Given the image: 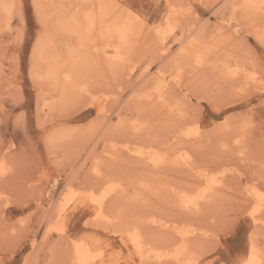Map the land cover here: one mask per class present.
<instances>
[{
	"label": "rangeland",
	"instance_id": "rangeland-1",
	"mask_svg": "<svg viewBox=\"0 0 264 264\" xmlns=\"http://www.w3.org/2000/svg\"><path fill=\"white\" fill-rule=\"evenodd\" d=\"M0 1L11 9H0V169L7 171L0 175V264H73V243L83 240L105 264H139L134 246L119 232L138 224L143 240L159 252L182 244L172 227L197 230L186 241V258L195 257L197 264H241L252 239L264 258V214L256 222L249 213L257 204L252 191L264 195L263 15L243 11L241 0H171L183 14L191 11L177 22L163 51L151 28H165L167 0H107L112 16L137 17L134 40L120 63L110 67L98 56L100 68L90 78L81 80L76 72L78 85L89 84L101 106L92 95L79 98L76 92L63 105L60 89L37 78L46 64L34 50L40 39L52 42L65 62L75 41L55 23L89 12L86 4L85 11L76 0ZM195 37L210 55L205 67L193 54L177 56L180 43ZM236 60L253 79L230 82L223 76L221 66ZM163 82L168 90L162 105L148 95ZM196 127L201 135L189 141ZM65 133L71 136L61 141ZM138 146L156 148L171 160L186 146L192 167H147L127 150ZM116 184L122 187L106 209L119 225L93 221L88 204L72 208L89 192L101 196ZM210 186L215 189L198 209L181 207L182 196ZM69 188L78 195L59 217ZM50 223L64 233L47 234Z\"/></svg>",
	"mask_w": 264,
	"mask_h": 264
},
{
	"label": "bare ground",
	"instance_id": "bare-ground-1",
	"mask_svg": "<svg viewBox=\"0 0 264 264\" xmlns=\"http://www.w3.org/2000/svg\"><path fill=\"white\" fill-rule=\"evenodd\" d=\"M77 1H78V4L76 3V5L80 6L82 3V5L84 4V7H85V4H86V7L89 10L86 7L84 8L82 5H81L82 6L81 8H83V10L85 11L87 9V11L89 12H84V14H79L78 15L79 18L77 17H71L68 19H65V18L58 19L57 18V23H55L57 25V29H56L57 31L68 33L67 35L72 37L73 40L75 41V44H69L68 48L66 47L67 48V54H66L67 60L65 62L64 60L63 61L60 60L61 54L59 55V52L52 48L54 45L52 46L53 43L51 42L52 43L51 44L49 41H44L40 39L34 50L36 57L46 64L45 66L46 69L45 70L43 69L44 72H42V74H40V77H37V78H41V79L44 78V80L50 82L51 85L56 87L55 89H60L61 91L60 93L62 95V99L60 102H63L62 103L63 105L69 102L70 94L72 95V97H74L72 93H75V92L79 94V98L80 96L82 97L83 95L90 97L93 93L91 92V90H88L89 84H87V88L83 87L84 86L83 84H82L83 86L78 85V82H77L78 77H81V80H82V77L84 76H87L90 78L89 75L92 73V71L97 70L98 69L97 67L100 68V66H98V60H97L98 56L100 57V59L102 58V63L104 62L106 65L110 67L113 66L114 63H120L121 61H123V58H124L123 54L125 53V51H127V48L130 46V44L134 40V36L136 35L134 31V22L136 21L137 17L130 15L129 14L130 12L125 15L119 16L116 14L117 16H112V9L109 7V4H108L111 1L76 0V2ZM167 1L170 4H168L166 13L161 18L164 20L165 28L162 25H158V26L151 28V31H154V37L157 39L158 43H160V45L162 46L163 51L168 50L167 49L168 43H169L168 41H169V38L174 34L175 28H177V22L178 21L181 22L182 20L184 21L187 15H190V11H191L190 10L188 14L185 15L183 14L184 11L180 12L181 8L178 7V5L177 6L174 5L171 2V0H167ZM233 1L237 2L238 0H233ZM241 1L243 2L241 3ZM241 1H240L241 3L240 5L242 6V8H244L243 11L248 10V11H251L252 13L254 12L255 14L264 16V0H241ZM51 2H53V0ZM235 2L231 4L232 9L236 8ZM90 3L94 4V6L97 5V9L94 10L93 12L91 10L92 8L90 6L89 7L91 9L88 7ZM7 6L8 4L5 5L3 1H0V9L2 10V12L3 11L11 12V9ZM121 11H119V13H121ZM56 25L54 27H56ZM259 36H261L260 37L261 39H264V34L259 33ZM196 37L193 39L190 38V40L186 39L182 41L180 43L181 44L179 47L180 50L177 56L181 54V57H180V60H181L188 54L190 55L193 54V56L195 57L194 58L195 63L199 67H205L210 64L211 58H210L209 53L204 51L205 49L202 48L203 46L201 47V43H200L201 41L197 40L198 37L197 38ZM47 40L49 39L47 38ZM51 40H53L52 37H51ZM92 53L94 54V57L91 56ZM189 59H190V56H189ZM225 66L224 65L221 66L222 68L221 72L223 76L230 82H234L238 80L240 81L241 79H243L244 81H247L250 77L252 78L251 75L246 74V70L242 69L243 66L237 63V60L234 64L229 63L227 67ZM76 72L78 73V77H76L77 76ZM159 73L162 74L163 72L160 71ZM253 74L255 75L254 72ZM250 80L251 79H249V81ZM90 87L92 88V86ZM167 90H168L167 83L165 82H163L162 84L159 83L155 91L148 95V98L153 100L154 102H158L163 105V103L166 100ZM76 96L78 95L76 94ZM90 98L92 102L96 100L98 105L100 104L101 106V103H99L101 101L100 98H96L94 95H92V97ZM58 105L61 106V103ZM54 106L52 108H54ZM104 113H105V110H104ZM67 133H65L63 136L62 135L59 136L61 138V141L64 137H67L68 135ZM200 133L196 127L195 131L187 134V139L188 140L191 138L197 139L199 138L198 134ZM69 136H71V134L68 135V137ZM112 147L114 148V150L117 151V148H116L117 145L114 144ZM186 149L187 147L183 146L182 149H180V151L176 153L175 157H173L174 159L171 160L169 159V157H165V156L163 157L164 154L162 155L161 151L157 150L156 148H152V147L145 148L143 146H138L135 149H132V148L128 149L127 147V150L130 153L134 154L137 159L142 160V162L146 164L147 167H152L153 169H158L166 164L168 165V163L180 165L182 167L191 168L192 167L191 155ZM97 168H99V165H97ZM6 172L7 171L4 168L0 169L1 176L5 175ZM101 172L102 170L101 171L99 170L97 172L98 176L97 174L96 176L100 177L99 175H102ZM199 176L204 177L202 173H200ZM118 187L121 188L122 185L116 184V187L108 188L106 191L103 190L104 193L101 194V196H99L98 194L95 195V192L91 191L89 192V195H86L83 198L76 200L72 208L75 209V208H78L79 206L84 207L86 206V204H88V207H89L88 209L95 216L93 218V221L94 219L96 221H101V219H104L107 222H109V224L112 223L115 225L116 224L119 225V220H117L119 217L109 214V212H107V209H106L107 199L110 196H112V193ZM214 189H215V186L214 187L210 186L209 189H203V190L197 191V194L194 196H191L189 194L182 196L181 203H180L181 207L185 210L198 209L203 201L206 202L208 196L210 195L209 194L210 191ZM1 195L2 194L0 193V198H1ZM77 195H78V192H75V190H72V188L68 189V192L64 194L63 200L57 208L56 214H58L59 217H61V214L63 213V211H65L67 207L70 206L71 203H73ZM252 197L255 199L257 204L253 208L250 209L249 213H250V216L257 222L262 218L264 214V211H263L264 210V195L258 189H254L252 191ZM152 222L162 228H168V229L171 228L168 226L167 222H161L156 219H153ZM48 226H49L48 228L49 230L47 234H49V232L52 231L53 229L58 230L59 233H64L65 229H58L57 227H55V225H53V223H50ZM172 228L177 231L178 235L180 236L183 242L182 244L177 245L175 249L172 251L164 250L162 252L155 250L151 245L150 247L149 244L143 240V234L140 230L139 224H138V227L136 226V227H131V228L128 226H123L122 229L119 230V232L123 233V237L125 238V240L129 241L134 246L135 254H137L140 260L139 264H160V263H164L165 261L169 259H171L175 264H197V260L195 259V257H190L189 259L186 258V255L188 253L186 241L188 239V236L191 234H194L197 230L194 229L188 232V231H180L174 227ZM252 240L253 241H252L249 252L246 254V256H244L240 260V262L241 264H264V258L260 250L257 248V245L255 244L254 239ZM73 244L75 245L74 250H73L72 259H71L73 264H105V262L107 261V260L105 261L103 258H98V259L96 258L97 256H100V253L96 256L92 254V244L89 241L83 240L80 242L78 241L76 244L75 243Z\"/></svg>",
	"mask_w": 264,
	"mask_h": 264
}]
</instances>
